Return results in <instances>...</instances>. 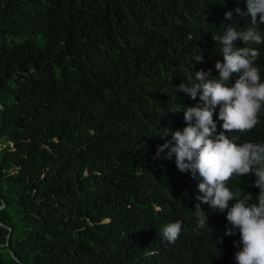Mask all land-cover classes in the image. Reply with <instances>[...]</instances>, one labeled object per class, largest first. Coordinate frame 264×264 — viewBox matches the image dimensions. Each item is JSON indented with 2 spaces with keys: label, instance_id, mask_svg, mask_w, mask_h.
Returning <instances> with one entry per match:
<instances>
[{
  "label": "trees",
  "instance_id": "1",
  "mask_svg": "<svg viewBox=\"0 0 264 264\" xmlns=\"http://www.w3.org/2000/svg\"><path fill=\"white\" fill-rule=\"evenodd\" d=\"M236 8L245 0H0V264H235L226 212L200 204V227L199 178L154 156L164 128L186 126L171 111L199 103L175 87L192 70L218 77L212 38L251 26ZM245 46L264 82V43ZM258 120L230 139L264 143V108ZM255 179L227 186L255 197ZM176 221L170 244L161 230Z\"/></svg>",
  "mask_w": 264,
  "mask_h": 264
},
{
  "label": "clouds",
  "instance_id": "2",
  "mask_svg": "<svg viewBox=\"0 0 264 264\" xmlns=\"http://www.w3.org/2000/svg\"><path fill=\"white\" fill-rule=\"evenodd\" d=\"M245 3L246 11L240 8L233 11L239 17H249L251 26L238 31L227 26L228 23L222 35L212 38L222 45L223 61L215 64L218 77L209 79L210 71L193 73L192 70L186 82L175 87L174 95L181 92L192 100L198 98L199 103L191 107L177 104L182 110L171 111L182 112L186 126L175 131L163 129L159 138L164 143L157 146L154 159L171 160L174 156L181 173L199 178L197 189L201 195L196 197L199 203L195 211L205 218L200 220V227L207 224L200 204L226 212L224 236L239 234L238 243L234 241V247L239 248L234 254L235 264H264V143L238 144L228 134L252 130L264 108V82L254 66L259 52L245 46L264 43V37L256 30L258 24L264 25V0H245ZM233 11L225 13V21L234 20ZM235 41H241L244 47H236ZM198 62H203L202 56ZM234 75L238 78L233 83ZM216 111V119L222 121L221 129L213 119ZM249 174L255 176L253 187L259 189V194L253 197L247 193L241 198L240 190L232 191L228 181ZM181 228L180 221L165 225L161 230L163 239L174 244Z\"/></svg>",
  "mask_w": 264,
  "mask_h": 264
},
{
  "label": "water",
  "instance_id": "3",
  "mask_svg": "<svg viewBox=\"0 0 264 264\" xmlns=\"http://www.w3.org/2000/svg\"><path fill=\"white\" fill-rule=\"evenodd\" d=\"M3 207H4V204L0 207V209H2ZM0 225H1L2 227L7 228L8 230H10L9 227H6V226L2 225L1 223H0ZM8 251H9L10 255L12 256V258H13L14 260H17L16 257L13 255V252L11 251L10 248H8Z\"/></svg>",
  "mask_w": 264,
  "mask_h": 264
}]
</instances>
